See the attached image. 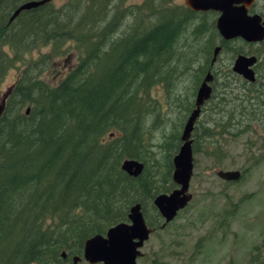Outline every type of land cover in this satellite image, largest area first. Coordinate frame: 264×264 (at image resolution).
I'll return each mask as SVG.
<instances>
[{"label": "trees", "instance_id": "obj_1", "mask_svg": "<svg viewBox=\"0 0 264 264\" xmlns=\"http://www.w3.org/2000/svg\"><path fill=\"white\" fill-rule=\"evenodd\" d=\"M23 1L0 0V82L8 68L18 70L0 95V264H64L80 256L85 238L125 220L134 202L141 204L147 225L160 228L162 218L151 200L174 187L171 154L178 139L166 144L172 148L156 171L144 163L142 172L131 177L120 170V161H143L139 142L145 111L138 103L157 84L176 82L178 71L167 69L170 58L175 59L180 31L191 24V33L200 38L215 27L212 20L192 24L195 14L184 6H166L168 0H157L155 9L145 11L142 3L129 7L121 0L50 1L21 10L8 22ZM124 15L134 24L114 37ZM232 40L219 39L218 53ZM70 45L76 63L56 83L44 82L41 72L49 67L50 57ZM45 46L47 53L29 55ZM258 54L262 63L254 66L256 80L238 77L248 84L242 100L264 106V49ZM188 65L183 74L193 71L186 70ZM207 71L198 70L201 80ZM212 107L219 112L221 106ZM248 107L247 102L239 105V117ZM249 113L256 115L255 110ZM231 119V114H221L220 123L213 124L220 131L204 127L196 137L235 135ZM207 143L206 155L223 151L222 143L213 148L212 140ZM197 148L193 143L192 152ZM147 203L154 211L151 217L144 215ZM248 264H264V254L256 251Z\"/></svg>", "mask_w": 264, "mask_h": 264}, {"label": "rangeland", "instance_id": "obj_2", "mask_svg": "<svg viewBox=\"0 0 264 264\" xmlns=\"http://www.w3.org/2000/svg\"><path fill=\"white\" fill-rule=\"evenodd\" d=\"M63 1L51 0L54 5ZM156 1L121 0L120 3L129 7L142 3V7L145 6L142 10L145 11L146 8L155 9L161 0H158V3ZM165 4L182 6L183 0H168ZM250 12L264 16V0H257ZM216 16L211 13L198 14L193 17L192 24L210 23L211 20L214 22ZM136 19L138 18L135 17ZM128 20L130 16L124 15L122 25L114 37L121 34L119 32L124 30L125 26L134 24L133 18L130 22ZM191 26L186 25L180 31L174 43L176 50L170 47V51L175 50L172 54L176 56L174 60L170 58L167 70L178 71L176 82H170L168 87L157 84L150 90L149 95L140 96L141 104L138 103L140 109L145 111L144 125L142 124L144 135L140 145L138 144L139 152L143 164H148L151 166L150 170L156 171L164 165V155L172 148L166 144L173 145L178 139L179 145L181 127L187 118L186 108L194 100L193 92L201 78L197 75L198 70L202 68L213 73V97L201 106L199 118L190 134L192 144L200 146L192 152L193 168L188 186L191 198L172 220L150 232L139 249L141 255L137 257L136 262L248 264L256 251L258 254H264V106L242 100L245 98L243 94L248 84L232 71V65L237 54L256 55L259 49H264V44H246L236 38L225 45V50L218 53L216 61L210 66L212 49L219 44L220 37L216 29H210L205 35L196 38L191 33ZM47 52L48 47L45 46L31 50L29 55L36 57ZM76 59L77 54L70 45L64 53L50 57L49 67L41 72V79L48 84L56 83L63 73L76 63ZM186 61H191V64L188 65L189 62ZM187 65L189 69L186 70L192 69L194 72L183 74ZM17 71L15 68L5 71L0 82V95L15 81ZM242 102L249 103V107L239 117L238 107ZM215 104L221 106L219 112L212 107ZM249 110H255L256 115L252 116L250 113L254 111L249 113ZM221 114H231L233 125L230 132H235V135H217L216 132L220 131V128L213 124L215 121L220 123ZM210 126L216 131L214 138L199 140L196 136L204 127ZM104 138L109 137L105 135ZM208 140H212L209 145L211 148L215 147L216 142L222 143L223 151L215 152L211 156L206 155L208 153L204 151ZM219 169L238 170L239 178L232 181L222 180L215 174ZM153 214L154 211L147 203L144 215L151 217ZM76 264L89 263L81 258Z\"/></svg>", "mask_w": 264, "mask_h": 264}, {"label": "water", "instance_id": "obj_3", "mask_svg": "<svg viewBox=\"0 0 264 264\" xmlns=\"http://www.w3.org/2000/svg\"><path fill=\"white\" fill-rule=\"evenodd\" d=\"M51 0H25L19 3L8 17L10 22L21 10H28ZM253 0H183L184 5L193 11L214 10L218 12L214 27L223 40L239 37L245 42H259L264 39V20L257 13H247L246 7ZM216 45L212 49V62L218 51ZM255 62L253 55L237 54L233 59L232 69L241 77L252 80L250 66ZM211 74L207 72L199 83L194 96V107L184 120L179 136V145L171 157V181L175 187L168 192H161L152 198V205L162 218L161 227L172 220L177 211L184 208L191 198L188 192L192 174V149L190 134L195 118L199 116L200 107L210 96ZM2 100L0 99V109ZM27 113L28 108H26ZM120 170L131 177L138 176L143 170V163L133 158H123ZM215 174L222 180L232 181L239 178L238 170L219 169ZM126 221H118L108 226L103 234L95 233L84 239L81 255H74L68 264H76L81 258L89 264H138L141 255L140 247L152 231L148 227L141 211V204L134 202L128 206ZM61 257H65L64 251Z\"/></svg>", "mask_w": 264, "mask_h": 264}, {"label": "flooded vegetation", "instance_id": "obj_4", "mask_svg": "<svg viewBox=\"0 0 264 264\" xmlns=\"http://www.w3.org/2000/svg\"><path fill=\"white\" fill-rule=\"evenodd\" d=\"M256 1L257 0H253L252 1V3L249 5V6H247L246 7V9H247V13H253V12H250V10H251V8L253 7V5L256 3ZM182 6H184V7H186V8H188L187 6H185L184 5V2H183V4H182ZM189 9V8H188ZM191 10V9H190ZM191 12H193L195 15H198V14H204V13H208V14H218V12H216V11H214V10H205V11H193V10H191ZM260 15V14H259ZM261 16V15H260ZM261 19L262 20H264V16H261ZM239 38V37H238ZM221 39V38H220ZM234 39H236V37L234 38ZM251 43H257L258 45H260V43H262V44H264V39L263 40H261V41H259V42H246V44H251ZM242 54H244V55H253L254 57H255V62L257 63V62H259L260 61V64L262 63V57H260V54H258V55H255V54H247V53H242ZM256 63L253 65V70L255 71V68H254V66L256 65ZM201 80V79H200ZM200 80H199V82H198V84L200 83ZM198 84H197V86H198ZM196 86V87H197ZM209 99V98H208ZM208 99H206L204 102H203V104L208 100ZM203 104L201 105V106H203ZM194 107V103H193V101H192V105L190 106V108H189V110H186V113L187 114H189V112L191 111V109ZM188 108V107H187ZM186 108V109H187ZM200 109H201V107H200ZM175 187V186H174ZM173 187V188H174ZM149 227V226H148Z\"/></svg>", "mask_w": 264, "mask_h": 264}, {"label": "bare ground", "instance_id": "obj_5", "mask_svg": "<svg viewBox=\"0 0 264 264\" xmlns=\"http://www.w3.org/2000/svg\"><path fill=\"white\" fill-rule=\"evenodd\" d=\"M50 2V1H49ZM13 20V19H12ZM219 46V45H218ZM219 49H220V46H219ZM215 60H216V57H215V59L212 61V62H210V64L212 65L214 62H215ZM256 62H254L251 66H250V69H251V71H252V76H253V79L252 80H248V79H245V78H243V79H245L246 81H248V82H254L255 80H256V74L254 73L255 71L252 69V67H253V65L255 64ZM233 66V65H232ZM232 71L233 72H235L236 74H238L239 76H240V74L239 73H237L236 71H234L233 69H232ZM207 72H209L210 74H211V80H210V82H209V85H210V89H211V92H210V96H211V94H212V85H211V82L213 81V79H214V77H213V73L211 72V70H208ZM206 72V73H207ZM205 73V74H206ZM210 96H209V98H210ZM199 118V116H197L196 118H195V121H194V123L197 121V119ZM133 183V182H132Z\"/></svg>", "mask_w": 264, "mask_h": 264}]
</instances>
